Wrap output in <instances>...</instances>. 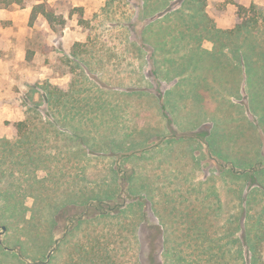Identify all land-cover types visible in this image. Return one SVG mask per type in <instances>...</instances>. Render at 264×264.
Returning <instances> with one entry per match:
<instances>
[{
	"label": "rangeland",
	"instance_id": "obj_1",
	"mask_svg": "<svg viewBox=\"0 0 264 264\" xmlns=\"http://www.w3.org/2000/svg\"><path fill=\"white\" fill-rule=\"evenodd\" d=\"M255 1L262 5L241 15L247 28L238 33L240 21L233 30L213 26V53L189 54V35L178 25L188 8L205 9L207 0H49L66 28L53 32L40 17L24 61L0 60V88L10 98L0 106V142L16 144L14 124L22 121L42 135L0 159V264H88L84 247L96 240L111 264H139L138 235L152 228L168 236L164 264H200L199 247L229 244L227 236L240 233L250 189L232 177L230 160L241 171L264 164V110L251 105L255 118L240 123L249 100L240 89L246 70L239 54L252 57L253 68L264 66V0ZM242 2L220 7L235 5L239 16ZM168 11L176 25L148 26ZM231 78L236 84L222 90ZM54 88L62 94L48 103ZM170 104L181 114L167 123ZM228 140L239 145L233 150ZM173 142L187 152L209 146L167 162L165 146ZM92 199L105 209H128L99 217L88 209ZM251 200L248 216L264 213V192ZM66 211L83 220L69 236ZM196 233L209 239L194 241Z\"/></svg>",
	"mask_w": 264,
	"mask_h": 264
},
{
	"label": "trees",
	"instance_id": "obj_2",
	"mask_svg": "<svg viewBox=\"0 0 264 264\" xmlns=\"http://www.w3.org/2000/svg\"><path fill=\"white\" fill-rule=\"evenodd\" d=\"M13 5H18L20 7H26L28 5L32 6V13L29 22L30 27H35L38 19L42 17L48 23L49 28L53 32H58L59 29L66 28V19L57 14L56 10L50 6L49 0H0V8L2 9H8ZM239 9V17L242 20L244 18H242L241 15L247 10L243 6H240ZM241 20L236 28L238 33L241 32L242 29L248 27V24L244 23V21L242 22ZM238 58L244 63V54H240ZM59 90L60 89L58 88L57 91L50 90L49 93H46L48 103L51 102L58 92L62 94V90ZM63 94L66 95L67 93ZM14 128L17 132L16 135L18 136V140L16 144L13 145L10 142H0V159H5L12 155L14 150L20 152L21 149L25 148L26 144L31 142L36 143L42 138V135L37 130V127L35 129L29 130L27 129V123L24 121L15 123ZM16 163L18 164L20 173H22V171L24 172L23 165L21 162H19V159H17ZM233 166H235V169L237 170H231L232 177L243 178L246 183V187L248 183V187L250 189L243 196L245 204L243 206V211L245 212L246 220L244 223L241 220L237 222L240 233L233 231V233H230L227 236L230 241L229 244H215L214 240H211L212 242L207 247H199L200 253L198 254L199 258H196V263L198 260L200 264H264V213L252 216L257 219L253 224L248 222V220L252 218L251 216H248V209L250 203L252 202L251 196L253 192H257L258 190L264 192V179L262 180V178H264V164H262L260 167H256L255 165L250 166L249 170L242 171L238 169L236 163ZM253 189L255 190L253 191ZM93 203L94 199L88 201V209H97L95 212L104 218H107L108 215L114 212L115 214H122L123 211L128 209L127 207L126 209L120 208V210L118 207L121 206L118 205H116V209L115 206L110 209H105L103 205H93ZM99 203L102 204L103 201H100ZM65 213L66 214H63L62 217L67 223L66 230L69 236L74 229L75 221H77L79 225L81 222H83V220H73V217L69 216L68 211ZM77 228L78 226L76 229ZM151 230V232H148L144 236L143 234L138 235V243L140 245L138 262L139 264H164L162 258L165 253H167L166 237L159 228H152ZM191 238L194 241H205V239L207 241L209 239V237L204 236L201 233H196L194 236L191 235ZM224 238H226V236ZM49 239L53 240L51 235ZM145 241H147L146 250L143 248L146 247L144 244ZM231 243L232 248L229 247ZM84 248V254L87 258L88 264H111L110 254H106L104 252L105 248H103L97 240L93 243H88V245H86ZM228 253L230 256L227 255ZM142 256H146L147 259L142 258Z\"/></svg>",
	"mask_w": 264,
	"mask_h": 264
},
{
	"label": "crops",
	"instance_id": "obj_3",
	"mask_svg": "<svg viewBox=\"0 0 264 264\" xmlns=\"http://www.w3.org/2000/svg\"><path fill=\"white\" fill-rule=\"evenodd\" d=\"M243 1H245V2H242V5H240V6H243L246 9L249 6L251 7V5H253V4L254 5H256V4L262 5L261 2H258L255 0H243ZM247 1H249V2H247ZM207 2L208 3H207V6L205 7V9L199 8V6L197 4H193L191 6L192 8H188L186 10V13L183 16L181 23H179V25H178V26L184 27L185 33H187V35H189L188 36V39L190 38L189 49H188V52H190L189 54H200V53L201 54H203V53L204 54H206V53L212 54L213 48L211 46L212 45L211 42H213V39H211L212 35H210V33H211V31H214L213 26H215L217 28V32L227 31V30H231V29L233 30V28H235L237 26V24L239 23V21L241 20L240 17L238 16V11L236 10L235 5H227V9H225L224 6L220 7V4H224L225 0H207ZM181 7H179V8H181ZM220 9H223V10H220ZM195 11H198L200 13V16L197 15V13H195ZM170 12L171 11H168V12L162 13V14L159 13L158 17H155V18L149 20L148 26L151 27V25L154 24L156 21L162 23L164 26L165 25H168V26L176 25L174 20H172V18H170L171 16L169 17L170 14H168V13H170ZM229 12H230V14H229ZM31 13H32V6L31 5H28L26 7H20L18 5H13L12 7L8 8V9L0 8V54H3V56H4L0 60L7 61V57L10 56V57H13V59H11V60L18 61V62L24 61L25 45L34 36V30L33 29L35 27H30V25H29ZM214 33L216 34L215 31H214ZM68 36H69V34H68ZM246 42H251V39L248 38ZM246 42H244V48H246V46H248V44H246ZM255 53L259 54V59L263 61V57H261L263 52L260 50V53H258V52H255ZM244 56H245V61H244V63L243 62H241V63L243 64L244 70H246V71H245V73H243L244 79H243V82H242L243 84H241L240 89L242 91V95L244 96L243 98H245V100H243V101H245L247 103V101L249 100V104H247V106L249 108H247L246 111L243 110V113H242L243 116L240 115L242 117L241 118L242 120H240V123H242V121H244V119H246V116H247V119L249 120V122H252L253 119L251 117L253 116V114L251 112L252 108H250L251 105H254V108H259L260 111H258V112L261 115H262V110H264V93H263L264 92V66H262V65L261 66H255L253 68L252 67V64H253L252 63V57L249 58L248 54H244ZM260 64H261V61H260ZM3 71L0 72L2 75L4 73H6V69ZM168 71H170V69L168 70L165 68L164 74H167ZM177 79L181 82L184 80V78H182L180 75H178ZM234 84H236V81L234 83V78H231V81L228 82V85H223L224 88L222 90L228 91L225 89L231 88L232 86H230V85H234ZM236 90H239V88L233 87L232 91H236ZM3 92L4 91L0 88V106H3L7 103L8 100H6V99H10V98H8L9 96ZM218 97H220L219 93H217V95H216L217 99H219ZM179 100L178 99H174V100L172 99L171 103L175 107L177 106L176 104L178 103L179 106L183 107V109H184L185 104L182 105V101L181 100L179 101ZM155 102L157 105H159L160 108L162 107L161 104L158 102L157 98H156ZM237 104L241 105V106H246L245 104H243L242 100H240ZM164 108H165V110L163 111L164 112L163 116L166 119L167 123L169 121L174 122L173 118H175L176 121L179 120L178 116H180L181 112L177 111V109L172 110L171 104L169 106L168 105L165 106ZM166 108H168V112H167ZM253 117L255 118V116H253ZM245 121H247V120H245ZM261 125H262V127H261ZM263 126H264V120H260L259 127L263 128ZM204 129L207 130V126H205ZM243 129H244V127H243ZM246 136L247 135H245L243 137L246 138ZM228 143H229L228 144L229 147L230 146L233 147V150H234V146L239 145L238 143L233 142V140L232 141L228 140ZM244 143H245V141H244ZM173 144H174V146H173ZM218 144H219V146H221L220 143H218ZM185 145L186 144L174 143V142L168 146L166 145L165 148L169 147V148H167L168 153H166V154L164 153L165 154L164 157L167 158L166 161L169 159L170 161L174 162L177 158H180L181 156H184V158L186 159L187 155L198 156L199 154L197 151L202 153L201 149L204 146H206L207 144H203L200 147L197 144L196 147L199 150H194V148H193L192 152H187V150L185 149ZM207 146H209V145H207ZM211 147H212V143H211V146L209 147L210 148V151H209L210 155L213 154ZM170 148L172 150L169 152ZM213 148L216 150V148L214 146H213ZM231 152H233V151H231ZM166 161L164 160V162H166ZM230 163H232V165H233V163L235 164V161L232 159V161L230 160ZM230 174H231V171H230ZM94 213H97V212H94ZM99 217H100V215H99ZM162 232H163V230H162ZM163 233L166 237V252H167L168 251L167 250V243L169 242V239H168V236L166 235V233L165 232H163Z\"/></svg>",
	"mask_w": 264,
	"mask_h": 264
}]
</instances>
